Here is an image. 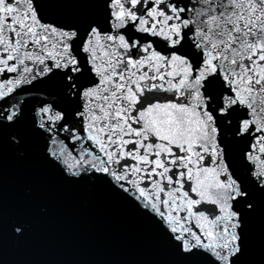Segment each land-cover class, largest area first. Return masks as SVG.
<instances>
[{"label": "snow or ice", "instance_id": "6c2138e0", "mask_svg": "<svg viewBox=\"0 0 264 264\" xmlns=\"http://www.w3.org/2000/svg\"><path fill=\"white\" fill-rule=\"evenodd\" d=\"M8 153L125 210L136 264H264V0H0Z\"/></svg>", "mask_w": 264, "mask_h": 264}, {"label": "water", "instance_id": "95a60500", "mask_svg": "<svg viewBox=\"0 0 264 264\" xmlns=\"http://www.w3.org/2000/svg\"><path fill=\"white\" fill-rule=\"evenodd\" d=\"M0 198L8 212L27 205L35 227L19 245L0 239L9 261L29 264H136L153 258L137 222L99 194L59 185L33 164L8 153L0 164ZM48 213L42 216L40 207Z\"/></svg>", "mask_w": 264, "mask_h": 264}]
</instances>
